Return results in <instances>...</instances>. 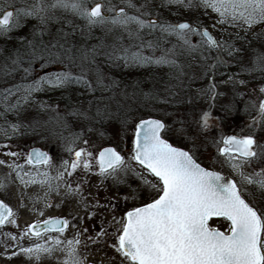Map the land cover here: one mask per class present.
<instances>
[{"label":"snow or ice","instance_id":"snow-or-ice-1","mask_svg":"<svg viewBox=\"0 0 264 264\" xmlns=\"http://www.w3.org/2000/svg\"><path fill=\"white\" fill-rule=\"evenodd\" d=\"M166 4L190 8L197 6L194 0H166ZM199 5L217 13L218 23L231 27H239L243 24L251 28L255 24L264 23V0H199ZM149 7L148 0L139 6L133 0H125L124 6L119 8L112 4V0H91V4L90 0H51L50 3L46 0H34L32 4L17 8L15 0H0V35L8 34L14 28H18L21 20L27 17H34L41 24H45L53 18L50 13L62 9L70 10L72 14L84 19L89 27L111 25L109 31L119 27L127 34L129 40L141 41L140 45H132V47H143L144 30L157 28V20L145 18L151 16ZM126 9H134L136 14L130 15ZM159 30L165 35H175L193 51L196 50L197 45L192 43L191 37L199 35L205 38L203 43L209 49H224L228 51L229 56L233 55L232 45L227 41H218L207 29L201 32L191 23H160ZM147 46L154 47L152 42H148ZM106 56L110 61L122 60L125 64H143L149 61V58L143 56L140 51H132L131 47L124 46L122 37H117ZM82 59L86 60L87 57ZM217 59L219 60V57ZM16 63L17 61H13V64ZM155 63L172 64L174 61L162 56L156 59ZM252 70L264 73V54L256 55ZM24 71L27 72L28 69ZM73 80L82 82L86 89L94 90L92 81L86 77L83 70L81 75L76 77L70 72H61L57 73L54 79L41 78L36 82L35 88L21 86L23 95L15 104L7 103L9 97L15 93L11 89L5 90L6 95L3 96L6 104L5 117L8 112H15L19 118L21 100L24 104L29 103L33 93L38 91L41 85L62 87L72 83ZM229 80L233 81V84L236 83L233 76H229ZM95 86L108 88L102 73H96ZM21 87H17L16 92H20ZM216 87L213 82L203 94H211V99L215 100ZM260 92L264 93V86L260 87ZM258 111L264 117V101L260 102ZM211 119L210 113L203 112L196 123L203 130H209L212 127ZM5 123H8L7 119ZM22 126L18 119L17 123L0 128V134L11 138ZM167 130L166 124L159 119H142L136 125L134 147L128 159L134 160L156 179V183L153 184L141 177L144 184L156 190V194L151 197V202L126 211L117 221L120 228L117 230L116 244L113 245L115 251L120 253L128 264H264V210H258L246 201L235 180L226 179L220 172L202 167L190 151L174 147L163 138V133ZM82 136L81 132L62 137L64 151L68 153L70 160L62 159L58 166L53 164L47 152L35 148L25 157L26 164L36 169L35 173L24 171V166L15 161L6 166L16 172L17 179L25 186L40 184L46 186L49 192L57 194L63 186L65 199L79 197L78 203L84 206L87 214L89 207H100V205L98 202L90 205L89 198L83 195L81 182L85 177L81 176L79 179L74 178L69 181L65 176L72 178L81 169L84 173H88L96 166L101 178L116 179L118 173H126L129 169L125 157L114 147L103 148L94 156L87 147L89 141L84 140L85 147L76 150L75 146ZM222 144L219 154L227 158L226 163L240 177V182L254 184L264 193V145L259 144L252 135L223 137ZM0 147L11 149L9 144ZM4 155L19 158L24 153L9 150ZM4 164L5 161L0 160V165ZM41 165L47 169L56 167L57 175L53 177L49 171L39 170L37 166ZM245 167H251L252 172L246 173ZM5 187L6 185L0 182V189ZM14 215L12 208L0 201V227L15 224L16 221L12 219ZM39 215L42 216L43 212ZM213 217H222L227 221V231L210 227L209 221ZM82 219L77 217V220ZM113 219L115 220V217ZM70 225L75 226L68 219L48 218L42 223L30 225L21 238L27 236L29 232L39 239L44 238L42 233L63 234ZM87 233L88 229L82 228L73 239L66 242L57 236L50 238L49 243L37 242L34 246L21 247L20 251L30 260H39L42 255L51 256L59 248L64 254L60 264H85V257L79 251L81 243L88 248V241H95L99 235H108L102 225L97 236ZM5 235L12 240L17 239L10 233ZM81 236H85V240L81 241Z\"/></svg>","mask_w":264,"mask_h":264},{"label":"trees","instance_id":"trees-1","mask_svg":"<svg viewBox=\"0 0 264 264\" xmlns=\"http://www.w3.org/2000/svg\"><path fill=\"white\" fill-rule=\"evenodd\" d=\"M33 2L15 0V6L24 7ZM133 2L139 6L145 0ZM194 3L197 6L190 8L167 5L166 0H148L151 16L145 18L157 19V28L144 30L143 47H132L140 45L141 41L129 40L119 27L112 31H109L111 25L89 27L84 19L70 10L56 9L50 13L53 18L45 24L34 17L23 18L18 28L0 35V128L17 123L19 119L23 126L12 137L27 139L31 145L63 144L62 137L82 132L76 146L93 138L97 146H113L122 152L123 141L133 135L136 122L157 118L168 129L163 138L190 151L198 163L210 168L202 152L214 148L223 136L254 137L258 133L252 121L261 115L259 112L254 115L248 111L243 113L245 98L242 90L246 85L264 83V73L252 70L256 55L264 54V23L251 28L243 24L231 27L218 23V14L200 6L199 0H194ZM112 4L122 7L125 0H112ZM127 11L130 15L136 14L134 9ZM183 21L191 23L194 28L208 29L218 41H227L232 45L233 55L229 56L224 49H209L199 35L191 37L192 43L197 45L193 51L175 35H165L159 30L160 23ZM117 37H122L124 46L140 51L149 61L143 64L110 61L106 53ZM148 42H152L154 47H148ZM85 56L87 59H82ZM162 56L174 63H155ZM13 61L17 63L13 64ZM82 70L92 81L94 90L86 89L82 82L76 80L62 87L43 84L33 93L29 103L24 104L21 100L19 118L15 112H8L5 117V90L11 89L15 93L7 102L15 104L23 95V87L35 88L41 78L54 79L61 72L80 76ZM97 72L103 74L107 89L95 86ZM229 76L234 77L235 84ZM239 80L244 83L240 84ZM213 82L217 86L215 100L211 99V94H203ZM17 87H21L20 92H16ZM203 112L211 114L212 127L209 130H203L196 123ZM241 113L247 114L245 123L240 122L238 116ZM2 137L5 136L0 134V140ZM147 175L155 184L156 179L148 172ZM123 177L126 184L134 181L133 208L150 202L156 194L155 189L139 178V172L130 170ZM142 177L147 179L144 175ZM235 181L246 201L258 210H264V193L254 184ZM223 222L224 228L218 229L226 231L228 223Z\"/></svg>","mask_w":264,"mask_h":264},{"label":"rangeland","instance_id":"rangeland-1","mask_svg":"<svg viewBox=\"0 0 264 264\" xmlns=\"http://www.w3.org/2000/svg\"><path fill=\"white\" fill-rule=\"evenodd\" d=\"M121 7V6H116ZM106 11V10H105ZM152 18V17H151ZM40 74V70L38 71ZM240 81V80H239ZM258 83V82H257ZM225 83L222 85L224 86ZM242 84V83H240ZM264 86V83L261 84H250L246 85L242 90L244 101V108H242L243 113L250 112L254 115L256 112H259V104L261 101H264V93L260 92V87ZM240 88V85L238 84ZM225 105V104H223ZM241 113L239 117L240 122L245 121V115ZM256 119L258 120L256 122ZM255 121H252L255 128H257V135L254 136L259 144L264 145V117L260 116L256 118ZM132 138L131 134L124 143V150L121 152L127 161L128 171L133 170L139 172V178L143 175L149 180L150 177L147 175V171L140 168L134 160H129L128 158L132 155ZM3 139V140H2ZM2 140V141H1ZM0 140V145L9 144L11 149L0 147V160H4L5 164L0 165L3 168V176L1 182H3L6 187L1 189L0 196L3 198L6 203L12 208L15 213L14 219L15 224H6L3 227H0V264H60L64 259V254L57 248V250L51 255H42L39 260L32 259L30 260L26 255H24L20 249L21 247H30L34 246L35 243H49L50 238L59 237L62 241H67L73 239L82 228H87V235L97 236L98 230L101 225L103 229L108 233V235H99L95 241H88V248H85L83 243L79 246V251L83 257H85V264H128L123 256L115 251L113 245L116 244V235L117 230L120 228V224L117 223L123 216L124 212L129 208H133L134 203V181H130L128 184L123 182L125 178V172L118 173L116 179L111 177L103 179L98 175V167L94 166L91 172L84 173L83 170H78L74 177L70 178L65 176L66 180L79 179L81 176H84L85 179L81 182L84 189L83 195L89 198V204L99 203L100 207H89L87 209V214L85 213V208L82 204L78 203L79 197H76L75 204L72 206L73 212L77 216L82 217V220H79V227H69L63 234H54L52 236L44 237L39 239L33 237L30 234L21 238L25 229H28V226L32 223L33 220L38 219V216L32 214L33 206L36 204H41L45 207L46 203L42 202L43 196L49 197L48 203L51 201L54 203L53 211H49V214L56 215L58 209H61L63 202L65 201V188L60 187L59 194L54 192L53 195L49 194V191L46 186H41L40 184H31L25 186L17 179L15 176V171L9 169L6 165L13 163L15 160L22 166H24V171H32L35 173V169L22 162L21 157L13 158L4 155L6 151H18L24 153L25 156L27 150L31 146V141L16 137L5 138L2 137ZM89 145L87 147L93 152L96 156L99 149L102 146H97L94 139H87ZM46 145V144H43ZM47 146V145H46ZM221 146V140L217 142L214 148H208L202 152V157L205 160L206 164H209L210 169L218 172H226L233 179L240 181V177L233 171V169L226 163V157L219 155V148ZM85 147L84 143L78 145L76 150L79 148ZM54 159V158H53ZM53 164L57 165V162L53 160ZM41 171H49L50 174L55 177L57 175V168L52 167L51 169L45 168V166L40 167ZM251 167H245L244 171L246 173L252 172ZM258 170V169H257ZM23 175V173H21ZM27 179V177H25ZM55 183V181L53 182ZM132 184V185H131ZM75 187V184H73ZM242 189H246L242 187ZM47 193V195H46ZM28 195V197H27ZM34 196V197H33ZM68 199L66 198V202ZM125 207V208H124ZM126 209V210H125ZM91 217V218H89ZM115 217V220L113 219ZM223 221H212L210 227L224 228ZM227 229V228H226ZM227 231V230H226ZM5 233H10L13 236H16V240L10 239ZM85 236H81V241L85 240ZM63 247V245H61ZM15 253V255L13 254Z\"/></svg>","mask_w":264,"mask_h":264},{"label":"flooded vegetation","instance_id":"flooded-vegetation-1","mask_svg":"<svg viewBox=\"0 0 264 264\" xmlns=\"http://www.w3.org/2000/svg\"><path fill=\"white\" fill-rule=\"evenodd\" d=\"M46 145H31L29 147V149L27 150L26 154L32 148H39L42 151L47 152L51 156L52 159L54 158L53 160H55L58 165H59V163H60V161L62 159H69L70 160V157H69L68 153H66L64 151V142H63V144H59V145H52V144H46ZM221 145H222V143H221ZM75 148H77V146H75ZM25 157H26V155L25 156H21V159L23 160L22 162H24V163L26 162ZM15 162H18V160L17 161L15 160ZM30 167H32V166H30ZM37 167L40 168V167H43V166L41 165V166H37ZM2 176H3V168L0 166V182L2 180ZM15 176H16V173H15ZM0 193H1V189H0ZM49 194L53 195L54 192H49ZM246 194L249 195V192L247 191ZM27 197H28V195H27ZM67 199H68V201L66 202V199H65V201L63 202V204L61 206V209H58V213L56 215H54V214L51 215V214H49V211H51V212L53 211L54 203L52 201L50 203H48V201L50 200L49 197H47V196L44 197L43 196V199H41V201L46 203V204H50L52 206L51 207H46V206L43 207L41 204H36L35 206H33L32 214L34 216H38L37 217L38 219L33 220L31 224H34V223H37V222H43L44 220H46L48 218H61V219L70 220L71 224L75 225L74 228L75 227L78 228L80 221L77 220V217H79V216H77V214L75 212H73V209H72V206L76 203L75 202L76 197H68ZM40 212H43L42 216L39 215ZM69 227H71V225ZM54 234H58V233H55V232L42 233V235L44 237L45 236L46 237L52 236ZM33 237H35V236H33Z\"/></svg>","mask_w":264,"mask_h":264},{"label":"water","instance_id":"water-1","mask_svg":"<svg viewBox=\"0 0 264 264\" xmlns=\"http://www.w3.org/2000/svg\"><path fill=\"white\" fill-rule=\"evenodd\" d=\"M10 10H12V9H10ZM151 19H153V20H156V19H154V18H151ZM181 23H184V22H181ZM206 28H202V29H200V31L202 32V31H204ZM207 31L209 32V34L210 35H212L211 34V32L207 29ZM213 36V35H212ZM213 38H214V36H213ZM203 39H205L204 37H203ZM215 39V38H214ZM146 119H156V118H146ZM140 122V120L135 124V129H134V133H135V130H136V125L138 124ZM134 133H133V139H132V149H133V147H134V144H133V141H134V139H135V136H134ZM232 134H229V135H226L225 137H227V136H231ZM106 147H112V146H106ZM106 147H103V148H106ZM174 147H176V146H174ZM223 147V146H222ZM103 148H101L99 151H101ZM33 149V148H32ZM35 149H38V150H41V149H39V148H35ZM29 151H31V149L29 150ZM42 151V150H41ZM99 151L97 152V155H98V153H99ZM44 152V151H43ZM203 167V166H202ZM205 168V167H204ZM207 169V168H206ZM210 170V169H209ZM212 171H214V170H212ZM222 175H224L225 176V178L226 179H231L230 177H229V175L227 174V173H221ZM232 180V179H231ZM1 201V200H0ZM143 206V205H142ZM140 207V206H139ZM212 219H223L222 217H220V218H217V217H213ZM42 223V222H41ZM35 224V223H34ZM31 233V232H30Z\"/></svg>","mask_w":264,"mask_h":264}]
</instances>
